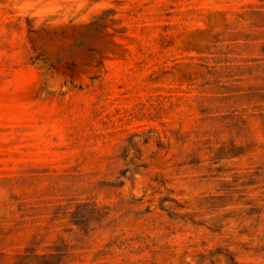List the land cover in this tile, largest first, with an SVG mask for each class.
I'll return each mask as SVG.
<instances>
[{"label": "rangeland", "instance_id": "1", "mask_svg": "<svg viewBox=\"0 0 264 264\" xmlns=\"http://www.w3.org/2000/svg\"><path fill=\"white\" fill-rule=\"evenodd\" d=\"M0 264H264V0H0Z\"/></svg>", "mask_w": 264, "mask_h": 264}]
</instances>
